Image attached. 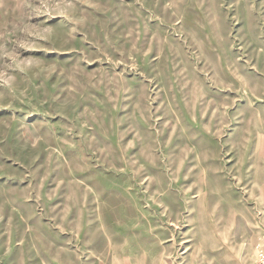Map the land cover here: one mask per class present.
<instances>
[{"label": "rangeland", "instance_id": "1", "mask_svg": "<svg viewBox=\"0 0 264 264\" xmlns=\"http://www.w3.org/2000/svg\"><path fill=\"white\" fill-rule=\"evenodd\" d=\"M264 0H0V264H253Z\"/></svg>", "mask_w": 264, "mask_h": 264}, {"label": "built area", "instance_id": "2", "mask_svg": "<svg viewBox=\"0 0 264 264\" xmlns=\"http://www.w3.org/2000/svg\"><path fill=\"white\" fill-rule=\"evenodd\" d=\"M253 264H264V237L255 244V259Z\"/></svg>", "mask_w": 264, "mask_h": 264}]
</instances>
